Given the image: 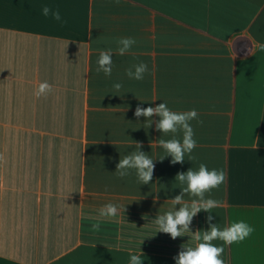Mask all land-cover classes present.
Returning a JSON list of instances; mask_svg holds the SVG:
<instances>
[{
  "label": "crops",
  "instance_id": "1",
  "mask_svg": "<svg viewBox=\"0 0 264 264\" xmlns=\"http://www.w3.org/2000/svg\"><path fill=\"white\" fill-rule=\"evenodd\" d=\"M58 8L62 21L42 14ZM121 37L136 45L115 53ZM264 0H0V264H176L194 236L244 221L254 232L224 244L225 264H264ZM114 50L111 76L98 69ZM144 62L150 73L129 79ZM134 71V68H133ZM52 90L35 95L41 82ZM115 82L123 88L117 93ZM195 108V159L160 145V117L137 107ZM151 120V124L148 121ZM153 159L152 180L119 177L126 155ZM203 163L224 182L176 238L156 219L201 197L178 174ZM181 197L176 203V197ZM108 203L120 206L101 218ZM209 216L212 219L209 220ZM101 221V231L91 225Z\"/></svg>",
  "mask_w": 264,
  "mask_h": 264
},
{
  "label": "clouds",
  "instance_id": "2",
  "mask_svg": "<svg viewBox=\"0 0 264 264\" xmlns=\"http://www.w3.org/2000/svg\"><path fill=\"white\" fill-rule=\"evenodd\" d=\"M118 2L119 0H117V3ZM42 14L45 17L51 16V18L56 21H62L61 12L58 8L45 5L42 8ZM136 43L137 41L133 37H121L117 41L115 53L123 56L128 53ZM259 48L264 50V44H260ZM113 53L114 50L111 48L100 51L97 61V71H102L106 76H111L114 68ZM146 73H150V69L148 64L144 62L135 64L126 71V75L129 79L138 81L143 80ZM122 88L123 84L121 82H115L113 84V89L117 93H119ZM51 90L52 86L47 81H43L40 83L35 95L37 97L46 95L51 92ZM154 114L160 117L157 129L165 134H173L172 138L159 141L167 154L173 157L172 162H183L186 155H188L189 159H195L192 154L197 147V140L195 139V133L191 122L193 120H199L197 110L193 108L188 111H173L168 107L167 103L162 102L155 107H137L135 112L137 117L144 116L151 118ZM148 123L151 124V120H149ZM129 170H135L139 181L147 184L153 177V159L139 151L126 155L119 161L116 173L119 177L123 178L129 175ZM177 180L181 183L186 181L187 188H185L184 191L191 192L196 196H200L202 199L199 205L193 201L191 208L185 205L181 207L179 211H169L156 219L155 224L158 230L170 234L173 238L182 236L188 231L189 224L197 212L202 209L211 212L213 209L217 208L218 204L220 205V202L215 199L209 198L204 201L203 196L205 192L211 193L212 189L217 188L224 182L225 173L222 169H209L206 164L201 163L196 170L190 169L187 173L178 174ZM180 200L181 197L178 196L175 202L179 203ZM119 211L120 206L108 203L100 209L99 216L101 218H114L118 215ZM211 219L212 216H209V220ZM101 230L100 220H97L91 225V231L100 232ZM253 232L254 228L242 220L223 228L213 225L209 231L198 233L194 236V239L200 241V243L195 247H185V250L180 252L176 258V264H225L224 260L221 258L224 247L211 242L213 240H220L223 241L224 244H232L233 242L243 241ZM129 264H144L142 253H132L130 251Z\"/></svg>",
  "mask_w": 264,
  "mask_h": 264
}]
</instances>
